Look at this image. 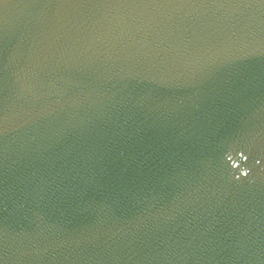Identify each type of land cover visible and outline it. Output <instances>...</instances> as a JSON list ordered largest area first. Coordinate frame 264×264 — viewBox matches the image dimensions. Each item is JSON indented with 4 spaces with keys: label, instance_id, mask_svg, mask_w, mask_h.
Here are the masks:
<instances>
[{
    "label": "water",
    "instance_id": "95a60500",
    "mask_svg": "<svg viewBox=\"0 0 264 264\" xmlns=\"http://www.w3.org/2000/svg\"><path fill=\"white\" fill-rule=\"evenodd\" d=\"M0 264H264V0H0Z\"/></svg>",
    "mask_w": 264,
    "mask_h": 264
}]
</instances>
